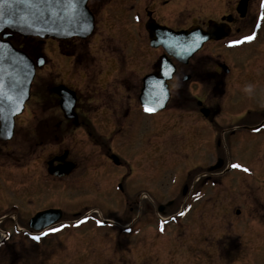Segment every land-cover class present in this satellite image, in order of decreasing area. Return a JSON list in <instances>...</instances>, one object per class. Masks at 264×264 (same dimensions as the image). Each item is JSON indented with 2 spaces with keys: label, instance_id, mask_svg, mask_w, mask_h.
Listing matches in <instances>:
<instances>
[{
  "label": "flooded vegetation",
  "instance_id": "flooded-vegetation-1",
  "mask_svg": "<svg viewBox=\"0 0 264 264\" xmlns=\"http://www.w3.org/2000/svg\"><path fill=\"white\" fill-rule=\"evenodd\" d=\"M182 6H186L187 9H190L187 10V12H191V15L182 26H178L177 23H173L172 19L174 11L176 9L179 10ZM87 7L92 13V21H94V32L91 36L82 39L47 40L57 43L60 52L62 49H67L72 52L70 58L74 57L77 64H81L83 59H87L90 63L95 62V55H88L87 52V45L92 46V44H89L90 42H88V40L91 39L92 36L97 37L99 32L96 33V30L101 28L102 25L105 29H112L113 24L111 25L109 23V19L113 17L116 18V15L119 19L120 15L128 17L129 14V16H131V22L134 25L133 29L136 39H147L148 48L159 53V55L154 53V62H149V64H152L151 69L145 75H160L162 71V61L164 59L163 56L168 54L165 48L151 46L152 36L154 38L161 37V32L157 30L158 26L166 27L174 32H182L183 30L196 27L202 30H213L215 34L225 36L221 40L214 39L204 43V47L185 64L173 59L176 64V73L173 77L174 79L169 82L171 99L166 106V110L158 112L157 114L145 112L140 104L139 96L142 91L143 78L145 76L142 78L140 84H136L135 86H133V81L129 78L120 79L118 82L114 81L113 83H117L119 86V93H122V91L126 92L125 97L120 96L118 93H106L102 103L96 105L95 108H93V105L89 102L90 99L88 95H83L82 92H78L67 83H58V85L51 87L49 90V94L55 96L56 104L54 108L49 110L52 112L58 110L59 114V116L55 115L54 117L52 116V118L47 115V117L39 119L37 115L29 109V104L33 98H36L35 96L42 97L39 93L34 94L31 90V99L25 105L24 112L15 119L13 138L11 140L0 139V264H74V257L79 258L82 262L87 260L88 264H124L123 255L114 242L116 239L108 241L106 245V243L103 242V238L85 236L87 228L89 231L95 229L94 224L90 222L76 223L77 220H85V217H88V219L92 218L95 221L101 219L110 220L103 216L102 213L98 215L92 213L86 214L87 211H85L81 214V211L79 212L76 208L70 210V212H65L61 206L59 208L51 205L46 208L37 209L33 213H24L22 210L23 206L20 208L22 200L25 197L27 199L35 195L41 185H43V188L55 191L59 186L68 187L69 179L74 176L81 166V164L75 160L73 150L71 148L66 149L65 147H63L65 149L62 148L58 150L57 153H52L45 157V165H47L46 168L44 166L46 171L45 174L39 171V163L37 160L35 161V163H37L36 166H27V168H23L25 166L22 163V154L19 155L18 150L15 160L18 158L19 160H16L15 165H9V161H2L3 157H8L3 150L6 146H9L13 140H16V146H21L23 142L25 143L26 139L24 138L26 134H24L23 137L18 127L23 124L24 127L27 128V122L30 119H34L33 122L35 125L33 127V125L30 124L27 128L31 131L29 135L35 137L32 142L33 148L37 147L40 149L42 146H46L47 142L54 146H61L65 142L66 132L76 134L77 131H80L86 138L88 137L93 145L97 148L99 147V152L105 159L104 165L107 167L109 163V168H104L103 166V168L99 170L94 169L97 175L100 174L102 177L104 173H108L104 171L112 169V167L116 169L117 172L123 173L122 181L119 180L117 184L113 185V192L118 194V196H116L118 198H115L116 202L120 199H123V202H125V206L127 207L126 210L129 212L130 218L129 228L134 236L139 233V237L136 239L137 241H134L135 243L133 246V252H135L134 260L136 262L137 259H139L141 263H144L147 261H145V259L152 257L154 254L147 241V237L151 234L149 231L151 230L149 221L143 217L142 213L139 215L137 211L139 205L142 204L148 211H157L159 217H162V215L166 216L165 220L169 223L176 220L178 244L181 242V253H184L182 249L187 242L186 239H184V228L185 226L187 227V224L183 221L181 222L178 217H182L179 213L184 212L186 215L184 220H187V218L191 216V225L192 227L194 225L193 229L195 230L193 231L192 239L195 249H202L203 253L211 254V256L215 254L219 255V259L217 260L222 264H256L247 260V256L251 252L254 253L258 249V245L264 243V240H262L264 238V199H259L261 197V195H259L261 191L258 190L259 194H256L255 202L249 205L245 203L246 194H242L244 197L240 200L242 205H238V207L233 206L232 203L234 201L230 203L228 199H223L220 209L205 208L207 205H203L202 202L205 201L208 203L209 200H212L209 197L213 193V189H210V186L218 183L221 176L231 175L229 178L234 179L233 182L237 190L242 187L241 184L243 183V176L237 175V171H233V167H231L235 160L232 162L227 161V159L221 157L222 155H219V152H217V154L214 155V157H216L214 164L210 163L205 165V161H202V166L200 168L202 172L200 175L194 176L193 179L190 178V183L184 185L181 192L178 193L183 196L184 202L182 201L180 204H176V201L178 200V202H180V199L179 197H175L165 202V206L163 204L158 205L152 200V203H149L150 201L147 200L149 198L148 196L159 198V196L154 194H158L161 191L163 192L160 185L153 183V181H158L156 179H158L157 174L160 173V170L156 168L154 165L156 162L154 161H149L146 164L144 163L143 170L140 169L143 162L140 161L142 158H140L141 155L138 154V150L140 149L138 144L142 142L141 137L146 133L144 125L140 123L141 120L139 121L133 117L138 115L140 119H153L157 117V115L167 112L169 109L172 110V115L179 114L178 117H180V119H185L187 117L186 115L189 113L194 114V117L197 118L196 124L192 122L190 125L188 121L185 122V126L188 125L187 136L189 135V143L193 145L196 141H199V143L203 141V144H206L207 142L203 140L206 137L203 133H200L199 130H204L206 124L212 127H218V125L215 124H217L218 118H221L223 109L220 105V100L226 97L230 83L235 82L238 85H243L242 91L244 95H247V93H258L260 95L257 103L254 104L257 108L260 107L256 109V113H258V110L260 113L255 117H251L249 113L252 112L247 109L246 115H248L249 119H254V121L248 124L251 128H255L251 129L252 131L264 130V22L259 20L260 13L264 12V0H88ZM119 23L120 21L118 24ZM258 23L262 26L256 27L255 25ZM118 24L113 28H118ZM250 33H255V38L250 41L235 45L229 43L231 40L241 39ZM9 41L16 48L26 52L34 61L42 56L40 53L42 44L41 41L36 38H22L15 35L9 38ZM207 47H211L209 53L200 55ZM107 49L112 52V49H109V47H107ZM105 54L106 61H111L112 65L114 62L121 65L120 61L117 60L118 58L112 57L114 52L110 55H107V53ZM114 72L115 71H112L110 74L107 72L102 78L108 80L110 77L109 75L114 74ZM114 77V79L118 80L116 76ZM190 86L197 89L198 93L196 95L189 94ZM58 87H65L67 89V91H64L65 96L74 94V104L70 102L73 108H71L68 113H66L62 107L61 102L63 96L57 89ZM130 102H138L136 107L133 103L135 109H130L132 107ZM134 110L135 115L133 116L132 112ZM183 115H185V118L181 117ZM23 117H25L26 120H24L23 123H19ZM239 117L240 115L237 116V119ZM102 119H107L114 126V130L112 131L115 132L114 138H116L119 133L123 132L124 128L123 126L121 127V124L124 125L129 121L127 127L130 132L127 138H124L125 142L120 143L122 146L120 151H118L117 146H115V150L113 148L114 151H112L110 144L107 149V145L105 144L106 134L101 129L100 125L94 123L96 120L102 121ZM1 124L0 121V127ZM238 126L241 127L244 125H237V127ZM3 136H5V134L0 135V137ZM52 137H55L56 140H50ZM19 140H21L22 143H20ZM113 140L114 139L111 141ZM27 141L28 140H26V142ZM28 146L31 147V144ZM124 150L129 151L128 158ZM201 156L205 159L203 153H201ZM237 162L240 161L237 160ZM159 165L160 162L158 163V166ZM217 166H221L223 170H212L217 168ZM28 170H31L33 175L30 176V179L28 178V180L24 181L25 171L27 172ZM58 171H60V173H69L58 177L52 175L58 173ZM144 171L147 173L144 180L145 182L143 181L145 175ZM84 177L81 178L84 180ZM75 178L76 177L70 182L72 185L82 181L80 177L78 180ZM131 178H135L136 183H139L141 187L140 191L135 192V194L133 193L134 188L131 184ZM103 179H105V177H103ZM25 182L31 186L28 190L29 195H24L23 188L24 185H26L24 184ZM50 183H52L51 186ZM176 187L177 189L181 187L179 182L176 184ZM159 188L160 190H158ZM5 189L7 193L9 190L11 191L12 197L5 195ZM201 192L203 193L202 201L199 206H196V204H194V197ZM250 192L251 191L248 193ZM145 193L149 195H145ZM13 200H18L20 204L13 202ZM155 200L158 201L157 199ZM186 201L190 202V208L193 205L191 213L187 212L184 206H181V204L183 205ZM8 203L12 205L10 207L11 210L9 209L8 212L3 213V210H7L6 206ZM174 206L180 208L172 210ZM85 209H90V207L88 206ZM50 210L58 211V213H54L53 216L55 220H53L51 224L47 223L50 221V216L48 220L45 216H38L42 212ZM254 213L258 214L254 215ZM24 214H26L27 217L24 216ZM70 214L75 217V219H68L66 215ZM173 217H175V219H173ZM106 223V225L110 227L109 231H115V220L111 219L110 222L107 221ZM42 224L43 227H41ZM60 224L68 226L57 233H51L47 237H43L40 241H35L31 238L30 234L36 232L38 229L42 231L46 230V227H57ZM142 228L147 231L144 235L141 232ZM203 232H205V234H203ZM206 232L209 233L206 234ZM72 237H75L76 240L79 241V243H75L76 246H74L73 243H69V239ZM226 237L228 239H226ZM216 238H219V242H226L224 245H221L222 247H219L220 249L212 243ZM92 241H94V244H88V242ZM10 242H13V245L15 243L20 245L28 243L31 247H37L39 250L36 256H8L2 254L1 249L3 250ZM46 250H53V253L49 255L41 254L46 252ZM197 251L199 250L197 249ZM173 253L174 251L172 255ZM224 253L226 256H224L225 258L222 256ZM166 254L168 255L169 253L165 252V255ZM177 254L175 256L178 259L179 257ZM95 255L96 261L93 257ZM23 257H32L35 258V260H29V262L26 263ZM69 257L70 261H68ZM161 263L162 262H160V264ZM204 263L203 261L201 263L198 262V264Z\"/></svg>",
  "mask_w": 264,
  "mask_h": 264
},
{
  "label": "rangeland",
  "instance_id": "rangeland-1",
  "mask_svg": "<svg viewBox=\"0 0 264 264\" xmlns=\"http://www.w3.org/2000/svg\"><path fill=\"white\" fill-rule=\"evenodd\" d=\"M187 10L190 9H187L186 6H182L179 10L176 9L172 19L173 23H177L178 26H182L191 15V12H187ZM130 17L131 16H129V14L128 17L120 15L119 20L116 15V18L113 17L109 19V23L111 25L113 24L112 26L114 27L120 21L118 28H113L111 26L112 29H105L102 25L101 28L96 30V33L99 32L97 37L92 36V38L88 40V42H90L89 44H92V46L87 45L88 55H95L96 60L93 63L88 62L87 59H83L81 64H77L74 57L70 58L72 52L69 50L62 49L60 52L57 47V43L53 41H43L41 43L42 52L40 51V53L46 56V65L37 71V76L35 77L32 85V91L34 94L39 93L42 97L35 96L36 98H33L29 104V109L32 110L39 119L43 117L45 118L47 115L50 118L55 115L59 116L58 110L55 112L49 110L54 108L56 105L55 96L50 95L49 90L51 87L58 85V83H67L78 92H82L83 95H88L90 99L89 102H91L93 108L102 103L106 93H118L120 96L125 97L126 92L122 91V93H119V86L117 83H113L114 81L118 82L120 79L129 78L133 81V86L140 84L142 78L151 69L152 64H149V62H154V53L157 55H159V53L148 48L147 39H136L134 36V25L131 22L132 20ZM107 47L112 49V52H110ZM210 50L211 47H207L200 53V55L209 53ZM113 52L114 54L112 57L118 58L117 60L120 61L121 65H118L115 62L112 65L111 61H106L105 53L110 55ZM112 71L115 72L114 74L109 75L110 77L108 80L106 78H102V76L106 75L107 72L110 74ZM114 76H116L118 80L114 79ZM242 88L243 85L241 86L235 82H231L230 87H228L229 91L226 97L220 100V105L223 109L221 118L219 117L217 124H215L218 125V127H212L209 124H206L207 126H204V130H199L200 133L205 135L206 138L203 140L207 142L206 144H203V141L201 143L196 141L193 145H190L189 143V135L187 136L188 125L185 126V122L188 121L190 125L192 122L193 124H196L195 122L197 118L194 117V114H187V119L185 118V115H183L181 117L185 119H180V117H178L179 114L172 115V110L169 109L167 112L157 115V117L153 119H140L138 115H136V117L134 116L135 110L132 112L134 116L133 118H136L139 121L141 120L140 123L144 125L146 133L143 137H141L142 142L138 144L140 146L138 154L141 155L140 158L142 159L140 161L143 162L140 169L143 170L144 163L146 164L149 161H154L156 162L154 165L158 170H160V173L157 174L158 179H156L158 181H153V183L160 185L163 192L161 191L158 194H154L159 196V198L148 196L149 198L147 200L150 201L149 203L154 201L158 205L163 204L165 206V202L175 197H179L180 199V202L177 200L176 204H180L182 201L184 202L183 196L178 193L181 192L184 185L190 183V180L193 179L194 176L200 175L202 172L200 171L202 161H205V165L210 163L214 164V161H216V157H214V155L217 154V152H219V155H222L221 157L227 159V161H240L239 164L244 165L250 169V171L245 172L243 169L233 168V171H237V175L243 176V183L241 184L242 187L238 190L234 185V179L229 178L231 175L221 176L218 183L210 186V189H213L212 195L209 196L212 200H209L208 203L205 201L202 202L203 205H207L205 208L209 207L218 210L221 208L220 206L223 199H228L230 203L234 201L232 203L233 206L238 207V205H242L240 201L244 198L242 194H246V205H249L250 203L252 204L255 202L256 194H259L258 190L261 191L259 194L261 197L259 199H264V130L255 132L247 129L251 127L248 124L254 121V119H249L248 115H246L247 109L252 112L249 113L251 117H255L258 113H260L259 110L258 113H256V109L260 107L257 108L254 106L260 95L258 93H247V95H244ZM189 92L191 95H196L198 93L197 89L193 86H190ZM130 103L132 106L130 109L133 110L135 109L134 104L136 107L138 102ZM236 115H240V117L237 119ZM25 117H23L19 123H23V121L26 120ZM33 120L34 119H30L27 122L28 127L30 124L33 125V127L35 126ZM128 122L129 121H127L124 125L121 124V127L123 126L124 128L123 132L119 133L116 138H114L115 132H112L114 130V126L110 121L102 119V121L96 120V122H94L97 125H100L101 129L106 134L105 144L107 145V149L110 144L112 151L115 150V146H117L118 151H120L122 147L120 143L125 142L124 138H127L130 132L127 127ZM21 125L22 126L18 127L21 135L24 137V134H26L24 139L28 141L26 142L25 140V143H22V141L19 140L22 144L21 146H16V140H13L12 143L9 146H6L3 150L8 157H3L2 161H9V165H15L16 160H19V158L15 160L17 155L16 152L18 150V154H22V163L25 166L23 168H27V166H36L37 163H35V161L37 160L39 163V171L45 174V168L47 167V165H45V157L52 153H57L58 150L65 147L66 149L71 148L73 150L75 160L81 164L78 171L73 177H71V179H69L70 181L68 180V187L64 186L66 187L64 188L59 186V188L55 191L43 188V185H41L35 195L30 196V198L26 199L25 197L23 199L24 203L23 200L21 204L18 200H13V202L20 204V208L23 206L22 210L24 213H33L37 209L46 208L50 205L57 206L59 208L61 206L65 212H70V210L76 208L79 212L81 211V214L85 211H87L86 214L92 213L98 215L102 213V215L106 218L115 220V231H109L110 227L106 225V222H110V220L102 219L105 223L99 224L91 218L88 220H82L83 223L90 222L94 224L95 227L92 231H89L87 228L85 236L103 238V242L106 243V245L108 244V241L116 239L114 242L123 255L124 264H160V262L163 264H198V262L201 263L202 261L205 262L204 264H222L217 260L219 259V255L215 254L214 256H211V254L203 253L202 249L197 248L200 252L195 249L192 239V235L194 233L193 231L195 229H193L194 225L193 227L191 225V216L188 217L187 220H184L186 215L178 217L181 222L183 221L187 224L188 228H192L188 229L186 226L184 228V239H186L187 242L182 249L184 253H181V242L178 244L179 240L178 231L176 230V220L172 223H166L164 225V230L161 231L162 220H160L157 211H148L142 204L139 205L137 211L139 212V215L142 213L143 217L149 221V226L151 227V230L149 231L152 236L150 234V236L147 237V241L150 244L149 247L151 251L154 252V257L152 256L153 258L149 257L148 259H145V261H147L144 263H141L140 260L136 258V262L134 260L135 252H133V246L135 243L134 241H137L136 239L139 237V233L134 236L131 229L126 227V225L129 226V212L126 210L127 207L125 206L123 199L118 200L119 203L116 202L115 198H118L116 197L118 194L113 192V185L117 184L119 180L122 181L123 173L117 172L116 169L112 167V169L105 170L104 172L108 173H104L102 177L100 174L97 175L94 169L99 170L100 168H103V166L104 168H109V163L107 167L104 165L105 159L99 152V147L97 148L93 145L88 137L86 138V136L80 131H77L76 134L71 133L72 135L69 132H66L65 142L61 146H54L47 142L46 146H42L38 149L37 147H32V142L35 137L29 135L31 134V131L27 129L28 127L25 128L23 124ZM237 125L244 126L237 127ZM53 139L56 140L55 137H52L50 140ZM112 139L114 140L111 141ZM217 142L220 143L218 144ZM30 144L31 147L28 146ZM124 151L128 158L129 151ZM201 153H203L205 159L202 158ZM159 162L160 165L158 166ZM220 170L223 169L221 168ZM144 172L145 175L143 177V181L147 176L146 171ZM31 175H33L31 170H28L27 172L25 171L24 181L28 180V178L30 179ZM74 177H76L75 179L77 180L79 177H84V180L81 178V182L72 185L70 182L71 180H74ZM103 177H105V179H103ZM178 182L181 186L179 189L176 187ZM24 184H26L23 188L24 195H29L28 190L31 186L26 182ZM131 184L134 188V194L135 192L140 191L141 187L139 186V183H136L135 178H131ZM51 185L52 183H50V186ZM158 190H160V188ZM249 191L251 192L248 193ZM10 192V190L8 193L6 189L4 190L6 196L9 195L12 197ZM147 194L148 193H145V195ZM202 196V192L195 195L194 204H196V206L200 205ZM189 201H186L183 205L181 204V206H184L187 209V212L191 213L193 205L190 208L191 205ZM11 206V203H8L6 206L7 210H3L2 212L4 213L8 212L9 209L11 210ZM88 206L90 209H85ZM175 206L172 210L180 208ZM257 214L258 213H254V215ZM24 216H26V214H24ZM66 216L68 219H75V217L71 214ZM144 228L141 230L143 235L147 232ZM208 233L209 232H206V234ZM203 234H205V232H203ZM218 239L219 238H216L212 242L217 248L222 247L221 245L226 243L219 242L220 240ZM226 239L228 238L226 237ZM262 240H264V238ZM69 243H73V245L76 246L75 243H79V241L76 240L75 237H72L69 239ZM88 244H94V241L88 242ZM38 250L39 249L37 247H31L28 243H23L21 245L15 243L13 245V242H10L5 248H3V250L1 249V253L8 256H36ZM173 251L174 253L172 255ZM165 252L169 254L165 255ZM52 253L53 250H46V252L41 254L49 255ZM176 254L179 257L178 259L175 256ZM222 256L224 257L225 253ZM93 257L96 261V255ZM247 257V260L252 263L264 264V243L258 245V249L254 253L251 252L248 254ZM23 258L26 263H28L29 260H35V258L32 257ZM68 261H70V257L68 258ZM73 262L74 264H88L87 260L82 262V260L77 257L73 258Z\"/></svg>",
  "mask_w": 264,
  "mask_h": 264
},
{
  "label": "water",
  "instance_id": "water-1",
  "mask_svg": "<svg viewBox=\"0 0 264 264\" xmlns=\"http://www.w3.org/2000/svg\"><path fill=\"white\" fill-rule=\"evenodd\" d=\"M87 3L88 0H8L7 3L0 4V35L2 33L5 39L12 35L57 39L86 37L92 33L94 22ZM157 30L162 37L158 40L152 36V45L166 48L171 56L183 63L188 62L203 47L204 42L216 37L215 31H202L200 28L174 32L158 26ZM164 58L161 76L147 75L144 78L140 100L144 109L146 105L155 109L149 112L164 110L170 99L167 81L172 79L175 68L166 60V56ZM41 61L44 63L43 57L37 62L40 67L43 66ZM35 69V63L27 54L16 49L9 41L0 39V135L5 134L0 137L1 140L11 138L14 119L23 112L29 99ZM57 89L63 96L61 104L64 111L70 112L73 108L71 103L74 104V94L65 96V87ZM17 100L20 102L19 110L16 109ZM54 213L58 211L50 210L38 216H45L47 220L50 216L47 223L51 224L55 220Z\"/></svg>",
  "mask_w": 264,
  "mask_h": 264
},
{
  "label": "snow or ice",
  "instance_id": "snow-or-ice-1",
  "mask_svg": "<svg viewBox=\"0 0 264 264\" xmlns=\"http://www.w3.org/2000/svg\"><path fill=\"white\" fill-rule=\"evenodd\" d=\"M8 0H0V4H4V3H7ZM0 15H2V13H0ZM139 19V17H138ZM259 20L261 22H264V12L260 13V16H259ZM256 27H260L262 26L261 24H256L255 25ZM255 38V33H250L248 35H245L244 37H242L241 39H236V40H231L229 41V43L231 45H235V44H240V43H243L245 41H250L252 39ZM202 39H206V37H202ZM41 63H43V61H41ZM19 100H17V105H16V109L19 110ZM65 106L67 107V104H65ZM145 109L146 111H154L155 109L154 108H149L147 107V105L145 106ZM231 167L233 168H238V169H243L245 172L247 171H250V169H248L247 167H245L244 165L242 164H239V163H234L231 165ZM179 215L183 216L185 215L184 212H180ZM85 220L88 219V217H85L84 218ZM173 219H175V217H173ZM83 221L81 220H77V224H80L82 223ZM97 223L99 224H104L105 221L104 220H97L96 221ZM167 223V221H161V231L164 230V225ZM68 225H65V224H60L58 225L57 227H46V230H37L36 232H33L31 233V238L35 241H40L43 237H47L48 235H50L51 233H57L59 231H61L63 228L67 227ZM41 227H43V224L41 225Z\"/></svg>",
  "mask_w": 264,
  "mask_h": 264
}]
</instances>
